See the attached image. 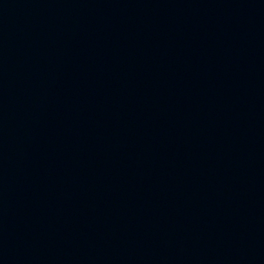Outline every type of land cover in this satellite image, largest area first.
Segmentation results:
<instances>
[{
  "label": "water",
  "instance_id": "water-1",
  "mask_svg": "<svg viewBox=\"0 0 264 264\" xmlns=\"http://www.w3.org/2000/svg\"><path fill=\"white\" fill-rule=\"evenodd\" d=\"M0 264H264V0H0Z\"/></svg>",
  "mask_w": 264,
  "mask_h": 264
}]
</instances>
